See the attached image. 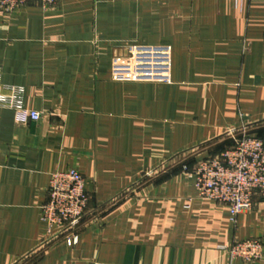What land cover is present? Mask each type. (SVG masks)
<instances>
[{"label": "crops", "instance_id": "crops-1", "mask_svg": "<svg viewBox=\"0 0 264 264\" xmlns=\"http://www.w3.org/2000/svg\"><path fill=\"white\" fill-rule=\"evenodd\" d=\"M126 45L168 46L170 81L113 80ZM242 126L264 127V0H33L0 14V264H264L263 206L234 225L182 170ZM69 168L88 195L74 242L41 218L51 174ZM249 238L259 260L230 256Z\"/></svg>", "mask_w": 264, "mask_h": 264}, {"label": "built area", "instance_id": "built-area-1", "mask_svg": "<svg viewBox=\"0 0 264 264\" xmlns=\"http://www.w3.org/2000/svg\"><path fill=\"white\" fill-rule=\"evenodd\" d=\"M31 1L0 0V14L10 13ZM57 1L38 0L43 8ZM170 67L168 46L126 45L118 47L111 57V75L115 81L169 82ZM3 99L5 105L16 108L14 97ZM28 116L38 120L41 114L29 111ZM256 129L247 126L228 129L224 138L229 143L221 150L195 159L191 167L182 164V170L193 179L195 197L227 206L230 222L234 225L241 213L257 205L264 208V138L257 135ZM47 192L41 218L47 225L50 239L64 236L74 242L88 204L84 176L74 168L54 172ZM49 241V238L45 240V244ZM227 249L230 256L253 262L262 257L263 242L260 238L236 240Z\"/></svg>", "mask_w": 264, "mask_h": 264}, {"label": "trees", "instance_id": "trees-1", "mask_svg": "<svg viewBox=\"0 0 264 264\" xmlns=\"http://www.w3.org/2000/svg\"><path fill=\"white\" fill-rule=\"evenodd\" d=\"M255 132L257 133V135L259 136V137H262V138H264V127H258L256 130H255ZM229 142H225L223 145H221V147H220V149L219 150H221L225 145H227ZM219 150H217V151H219ZM216 151V152H217ZM191 167V166H190Z\"/></svg>", "mask_w": 264, "mask_h": 264}]
</instances>
